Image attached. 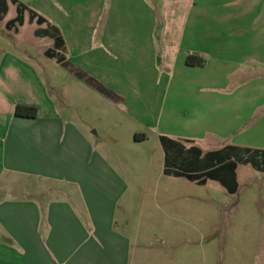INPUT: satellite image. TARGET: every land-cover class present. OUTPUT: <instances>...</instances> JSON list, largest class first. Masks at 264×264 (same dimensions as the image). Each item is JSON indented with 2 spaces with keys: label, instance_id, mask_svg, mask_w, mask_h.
<instances>
[{
  "label": "crops",
  "instance_id": "crops-1",
  "mask_svg": "<svg viewBox=\"0 0 264 264\" xmlns=\"http://www.w3.org/2000/svg\"><path fill=\"white\" fill-rule=\"evenodd\" d=\"M108 1L110 13L117 20L115 24L107 21V44L131 58L138 57V61H150L156 51L153 40L157 22L153 19L158 17L157 8H146L142 0ZM233 1L236 4L245 0ZM252 1L255 0H249L248 4ZM172 2L180 5L181 0ZM188 2L185 0L186 8ZM10 4L16 5L6 0L7 12L0 22L5 21ZM131 14L135 19H126ZM202 16L210 14L203 12ZM42 17L47 21L43 24L46 27L33 22L39 26L36 33L55 27L65 41L62 52L71 55L75 50L76 56L84 55L82 47L69 42L58 26ZM146 17L151 20V27L146 20L140 24ZM235 17L238 32L250 31L241 41L240 50L238 46L239 56L247 63L264 62V21L261 23L252 5H247L244 11L236 9ZM14 19L4 24L5 29L12 31L7 24ZM202 25L161 28L165 36L171 31L182 32L180 40H188V45L193 46L195 38L194 42L198 41L197 48L190 47L181 58L188 70L205 71L208 66L205 59L211 54L203 39L211 31L218 39L227 32L223 26ZM97 33V29L91 32L92 39ZM44 38L51 40L50 52L55 41ZM214 47L217 57L219 43ZM63 56V62L55 60L66 71L68 77L64 79L86 87L81 93L90 98L91 110H85L89 117L84 114L80 118L78 107L74 109L75 115L64 106L56 107L48 86L28 57L0 38V264H142L145 243L164 239L161 214L172 218L177 210L178 142L161 135L159 144L149 148L147 136H138L140 131L135 124L136 118L147 110V106L141 105L146 100L141 99L140 91H100L76 71L72 72L70 60ZM190 56L204 65L190 67L187 65ZM91 59L86 64L95 61ZM245 73L254 76L247 70ZM254 83L250 91L247 88L250 83L241 90V95L250 93L251 104L237 106L236 116L253 106L256 111L262 108L259 101L264 100V81L253 86ZM99 97L107 104L98 107ZM18 105L36 107L37 117H18ZM151 107L153 111L154 106ZM153 216L160 231L152 225ZM166 239L172 238L169 235ZM263 258L264 254L255 263L264 264Z\"/></svg>",
  "mask_w": 264,
  "mask_h": 264
},
{
  "label": "rangeland",
  "instance_id": "rangeland-1",
  "mask_svg": "<svg viewBox=\"0 0 264 264\" xmlns=\"http://www.w3.org/2000/svg\"><path fill=\"white\" fill-rule=\"evenodd\" d=\"M18 1L29 10L44 15L63 31L69 42L82 47L85 53L80 57L75 50L71 55L58 51L70 60L72 72L76 71L100 91H140L141 99L146 100L141 105L147 106V110L139 117L141 121L136 118L135 124L140 131L138 136H147L149 148L159 144L161 135L178 142L177 210L172 218L161 214L164 239L146 242L145 257L140 263L256 264L257 258L262 260L264 120L261 119H264V100L259 101V107L262 106L259 111L253 110V106L236 116L235 108L251 104L250 93H240L249 83L248 91L252 82L255 86L264 81V62L247 63L239 56L241 41L250 31L242 34L236 30L235 12L252 5L262 23L264 0L251 4L249 0L236 4L233 0H189L187 8L185 0H181L180 5L173 0H142L146 8L159 11H156L157 19H153L157 22L153 40L156 51L153 50L155 53L150 61L144 62L107 44V21L115 24L117 20L110 13L108 0ZM203 12L210 16H202ZM16 16L17 5L10 4L5 21L0 22V38L28 57L48 86L56 107L64 106L73 115L78 107L80 118L84 114L89 117L85 110H91L90 98L81 93L86 87L64 79L68 77L64 68L45 55L51 40L37 35L39 26L29 22L28 12L24 25L16 24L12 31L5 29L4 24ZM129 18L134 20L135 16L131 14L126 19ZM145 20L151 27L148 17L140 20V24H145ZM202 24L223 26L227 32L218 39L211 31L203 39L211 54L205 59L208 61L205 71L188 70L181 58L190 47L197 48L198 41L194 42L195 38L193 46L188 45V40H180L182 32L171 31L165 36L161 28L177 26L181 29ZM96 29V39H92L91 32ZM217 43L220 53L216 57L213 48L216 49ZM91 58L95 61L86 64ZM245 70L254 76L246 74ZM248 77L260 80L245 81ZM208 92L209 96L205 95ZM96 103L98 107L107 104L100 97ZM97 121L99 125L101 120ZM151 219L153 225L157 218ZM155 228L160 231L158 226ZM169 235L172 239L166 241Z\"/></svg>",
  "mask_w": 264,
  "mask_h": 264
},
{
  "label": "trees",
  "instance_id": "trees-1",
  "mask_svg": "<svg viewBox=\"0 0 264 264\" xmlns=\"http://www.w3.org/2000/svg\"><path fill=\"white\" fill-rule=\"evenodd\" d=\"M12 1L18 6V15L14 20L10 21L7 24L8 29H12L14 26H16V24L20 26L24 25L26 12H29V21L31 23L36 21L37 24L41 26L47 22L42 16L38 15L36 12L32 10H29L26 5L20 3L18 0H12ZM6 12H7L6 0H0V20H2L3 15H5ZM37 35L40 37H50L54 39L55 41L54 49L48 52L47 55L53 59H57L59 63L63 62L64 56L58 53V51L63 50L65 47V41L60 31L55 27H49L46 30L38 31ZM187 65L203 66L204 62H198L196 57L190 56L187 59ZM16 115L18 117L36 118L38 115V109L33 106L18 105L16 107ZM162 139L165 138L163 137ZM263 156H264V152H263ZM263 162H264V158H263Z\"/></svg>",
  "mask_w": 264,
  "mask_h": 264
}]
</instances>
